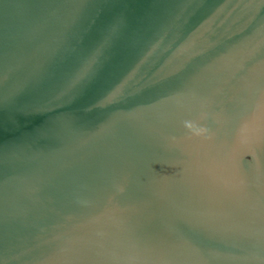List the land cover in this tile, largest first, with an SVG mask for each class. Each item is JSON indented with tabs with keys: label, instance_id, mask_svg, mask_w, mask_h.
<instances>
[{
	"label": "water",
	"instance_id": "1",
	"mask_svg": "<svg viewBox=\"0 0 264 264\" xmlns=\"http://www.w3.org/2000/svg\"><path fill=\"white\" fill-rule=\"evenodd\" d=\"M0 264H264V0H0Z\"/></svg>",
	"mask_w": 264,
	"mask_h": 264
}]
</instances>
